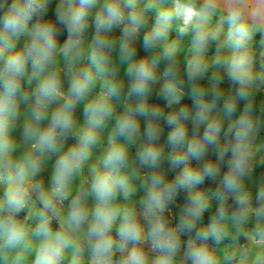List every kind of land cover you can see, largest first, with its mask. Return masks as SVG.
I'll use <instances>...</instances> for the list:
<instances>
[{
	"label": "clouds",
	"instance_id": "9594fccd",
	"mask_svg": "<svg viewBox=\"0 0 264 264\" xmlns=\"http://www.w3.org/2000/svg\"><path fill=\"white\" fill-rule=\"evenodd\" d=\"M222 3L226 15L221 23L228 27L221 41L212 19ZM51 4L0 0V264H29L33 254L31 264H222L235 253L221 257L209 241L219 245L230 235L234 241L258 238L261 245L255 252L241 247L238 264H264V185L255 207L246 188L260 124L254 93L264 86V62L254 70L249 42L257 25L264 24V0H58L54 20L46 19ZM150 10L156 12L155 22L143 35V48L151 56L137 59L136 40ZM90 18L94 35L86 41ZM174 23L178 38L169 40ZM57 25L67 32L62 45ZM118 27L117 41L111 33ZM189 33L191 55L181 72L179 37ZM21 37L25 40L18 49ZM213 43L222 51L209 58ZM162 62L166 66L158 76ZM125 65L127 84L119 75ZM210 67L223 71L234 90H221L219 74L203 85ZM158 80L163 81L158 95L168 106L180 104L187 86L194 114L186 105L165 114L149 103ZM97 82L100 90L90 97ZM239 101L245 105L236 116ZM81 102L85 119L78 125L74 113ZM117 102L123 106L120 112ZM21 105L26 106L23 113ZM22 115L25 150L17 157L12 133ZM161 119L171 128L167 153L159 142ZM225 120L230 140L222 144ZM109 121L114 125L102 146L100 133ZM69 138L75 143L65 149ZM96 148L101 154L85 177ZM209 149L215 160L205 159ZM53 157L46 185L41 174ZM165 161L181 169L173 179L162 167ZM218 177L211 197L197 190L206 178ZM137 181L143 193L140 212L131 204ZM181 191L186 201L173 225L169 205ZM212 198L218 207L205 225L202 214ZM229 198L235 205L231 211ZM250 221L252 231L247 230Z\"/></svg>",
	"mask_w": 264,
	"mask_h": 264
},
{
	"label": "rangeland",
	"instance_id": "374dc122",
	"mask_svg": "<svg viewBox=\"0 0 264 264\" xmlns=\"http://www.w3.org/2000/svg\"><path fill=\"white\" fill-rule=\"evenodd\" d=\"M57 2H58V0H52V4L49 7V11L47 13L46 19H53V20L55 19L54 9H55V6H56ZM143 2H147V0H143ZM94 14H95V10H93V17H94ZM146 16H147V25L144 28L141 29L140 34H139V36H138V38L136 40V44H135L136 52H137V59L143 58L145 56H149V57L151 56V52H147L143 48V35L146 33V31H148V29L155 22V16H156L155 10H150L149 12H147ZM222 18H223V16H221L217 12L216 15L212 19L213 27L219 28L221 30V41L223 40V36L226 33L227 27H228L226 22L221 23V19ZM176 23H178V22H176ZM121 34H122L121 33V28H119V27L118 28H114L112 30V33H111L112 38L117 39V41L119 40ZM92 35H94V26H93V20L90 18V20H89V28L87 29V31L85 33L86 41H90ZM176 38H178V33L176 32L175 23H174L173 29L169 33L168 39L172 40V39H176ZM179 39H180V51L178 53L177 59H178L179 64H180L181 72H183L184 69H185V65H186V59L190 58V55H191L190 52H189L190 41H191V33H189L188 35H185L183 37H179ZM24 40H25V38L21 37L20 42L17 44V48L18 49L20 47H22V45L24 43ZM249 46L252 49L253 54H254V59H255L254 70L259 71L260 70V64L262 62H264V61L261 60L262 55H264V38H259V37L256 38L253 35L252 39L249 42ZM218 51H222V49H218L217 45L215 43L211 44L210 48H209V52H208L209 58H211L213 56V54H215ZM116 57H118V45H117L116 50L113 52V58L115 59ZM61 66H63V65H61ZM165 66H166L165 63H163V62L160 64L159 68L157 69V75L158 76L162 73V71L165 68ZM125 68H126V65L125 66H121L119 75L125 80V83L127 84V78L124 77ZM213 74H219V75L222 76V78L225 77V74H224L223 71H220L219 73H216V70L214 68L210 67L209 70H208V73L206 74L205 78L201 81V83L203 85L207 86L208 80L211 77V75H213ZM62 79L64 80V90L66 91L67 90L68 81H67L66 78L63 77V74H62ZM162 84H163V81L162 80H158V82L155 83L154 86H156L157 88L161 89ZM233 87L234 86L230 85L226 78L222 79V82L220 84V88H221L222 91L225 92V94H228L230 91H233L234 90ZM99 90H100V85H99V82H97V85L93 89L92 93L90 94V97L96 95L99 92ZM187 93H188V87L186 86L185 87V95L183 97H188L189 98ZM254 95H255L254 112H255L256 118L259 120L260 124H259V128L257 130L256 136H255V138H254V140L252 142V149H253V157H252V161H251L252 168H253V166L255 164H264V86H262L259 89V91L255 92ZM165 102L167 104L166 100H165ZM151 104H154V103H151ZM244 105H245V101H239L238 102V109H237V113L235 114L236 116H238L239 113L243 110ZM25 107H26L25 105H21L22 113H23ZM53 107H55V106H53ZM83 107H84V102H81V104H79L77 106V108L75 110V113H74L78 125H83V123H84V119L85 118H84V114H83ZM115 107H116V111L117 112L122 111V107H123L122 103L117 102L115 104ZM23 120H24V117L22 115L20 117V119L17 121L16 128H15V130L12 133L14 139L16 140V142L18 144V149L14 153V156H17V157L25 150V145H24V142L22 140ZM140 123H141V131H143V128H144V125H145V121H144L143 118H140ZM159 123L160 124H166L163 119H161ZM223 124H225V126L227 128L228 121L225 120L223 122ZM113 125H114V121H109L107 128L102 130V132L100 133L102 146H106L107 145L108 133L110 132V130L113 127ZM186 126H192L190 120L186 122ZM201 127H203V126H201ZM162 129H163V133L161 135V138H160L159 142L162 143V144H165V152L167 153L168 151L171 150L166 145V138H167V135H168L169 132L167 130H165L163 127H162ZM73 143H75V140L72 139V138H69L66 141L65 149L68 146L72 145ZM130 151L134 155L135 147H133ZM100 154H101V149L100 148L94 149L93 158H91L89 160L88 164L85 165V169H84L85 177H87V175H88V172H87L88 167L90 165L95 164L97 162L95 157L100 155ZM209 158L215 160L216 157H215V152L214 151L209 150V152H208L207 156L205 157V159H209ZM54 161H55V157H53L51 160H49L47 162V166L45 168V171L41 174L42 178L44 180V183L46 185H49L51 172H52V165L54 164ZM193 163H196V162L192 161L191 164H193ZM162 167L166 171L167 178L169 179L170 176L173 173V169H171L169 167V164H168L167 161H165V163L162 165ZM146 171H147L146 169H141L142 174L146 173ZM225 171H226V169L222 166L221 167V175H223V173ZM218 180H219V177L217 178L216 181H214V180H212V181H214L217 184ZM135 184L137 186V191L135 192V194L131 198V204L134 205L137 208L138 212H140L141 209L139 207V200H140V198H141L143 193H142V190H139V188H138L139 182L137 181V182H135ZM261 185H264V181L259 180L257 173L255 171H253V169H252V172L250 173L249 177L246 180V188L252 195V201L256 200L255 199L256 198V193H257V191H258V189H259V187ZM0 192H2V189H0ZM205 193L207 195H209L210 197L212 196V193H209V192H205ZM210 204H211V207L208 210H206L205 212L211 211L214 207H216L218 205L214 198H212L210 200ZM182 206L183 205L177 204L176 201H175V203L169 205V210L170 211L168 213V216L169 215L172 216V220H171L170 216H169V219L173 223V225L175 223H178V216H179V213H180V208ZM25 214H26L25 212H22L21 213V218ZM53 225L57 226L55 221H53ZM117 226H118V222H117ZM253 228H254V224L250 221L247 230L252 231ZM113 233L115 234V226H114V229H113ZM241 238H243V242L241 241ZM187 239H188L187 235L182 237V245L184 243H186ZM244 246L250 247L253 252L257 251L261 247L258 238H257V241H249V240H246L243 236H241V237L237 238L234 241L232 239L231 235H230L229 237L225 238L219 245H215L214 248L217 249V253L221 257H223L225 254L232 255L233 253H235V257L233 258L232 261H222V264H238L239 255H240L239 249L241 247H244ZM149 255H150V258H155L156 254L155 253H149ZM34 258H35L34 254L29 257V264H31V261ZM64 264H67V260H65Z\"/></svg>",
	"mask_w": 264,
	"mask_h": 264
},
{
	"label": "trees",
	"instance_id": "16d2710c",
	"mask_svg": "<svg viewBox=\"0 0 264 264\" xmlns=\"http://www.w3.org/2000/svg\"><path fill=\"white\" fill-rule=\"evenodd\" d=\"M9 2H10V0H9ZM0 14H2V13H0ZM57 27L61 28V31H60V33L58 35V43L59 44H63L64 41L67 38V32L61 26L57 25ZM257 37H259V36H257ZM152 89H153V91H152V94L149 97V103H154V104L159 105L162 108V110L165 112V114H167L169 112H172V111H176L180 107L185 106V105L188 106L190 111L194 114L195 108L193 107V102H192V100L190 98L182 97L181 101H180V104L168 106L166 104V102H165V99L162 96L158 95L160 89L157 88L154 85L152 86ZM160 125L165 130H167L168 132L171 131V128L168 125H166V124H160ZM186 128H187V131H188V136H189V138H191V136L193 135V131H194L193 127L192 126H186ZM226 129L227 128H226L225 124H223V128H222V131H221V142H222V144H223V142H226V141L230 140V137H226L225 136V130ZM199 134L203 135V127L200 128ZM209 150L213 151L212 149H209ZM192 166L193 167H198L199 165L197 163H193ZM180 170H181L180 168L173 169V173H172V175L170 176L169 179H173L174 176ZM253 170L258 174V179L261 180V181H264V164H255L253 166ZM216 187H217V184L214 181H212L210 178H206L202 184L197 186V190H201V191H204V192L212 193L215 190ZM186 195L187 194L185 192H183V191L179 192L178 197L176 199L177 204L183 205L185 203V201H186ZM252 204H253V207L257 206L256 205V200L252 201ZM227 206H228L230 211L235 207V205H234V203H233L231 198H229V200L227 202ZM217 207H218V205L216 207H214L211 211L204 212L202 214L201 223H203L205 225L208 224L210 222L211 217L215 214V211H216ZM57 227L58 226L53 225L54 229H56ZM113 235H115V234L113 233ZM209 243L213 247L216 245L213 241H209ZM115 258L116 259L118 258L117 254H116Z\"/></svg>",
	"mask_w": 264,
	"mask_h": 264
},
{
	"label": "crops",
	"instance_id": "0c3cea01",
	"mask_svg": "<svg viewBox=\"0 0 264 264\" xmlns=\"http://www.w3.org/2000/svg\"><path fill=\"white\" fill-rule=\"evenodd\" d=\"M221 16H225L226 15V12H225V8H224V5L223 3L221 4V7L220 9L217 11ZM257 32V33H256ZM255 37L259 36V38H264V24H258L257 25V29L256 31L254 32L253 34ZM253 169V168H252ZM254 171V170H253ZM258 175V174H257ZM170 216V215H169ZM171 217V220H172V216ZM241 241L243 242V238H241ZM151 253V252H150ZM118 255V258L119 259V253H117Z\"/></svg>",
	"mask_w": 264,
	"mask_h": 264
},
{
	"label": "built area",
	"instance_id": "2783aa9c",
	"mask_svg": "<svg viewBox=\"0 0 264 264\" xmlns=\"http://www.w3.org/2000/svg\"><path fill=\"white\" fill-rule=\"evenodd\" d=\"M170 211V210H169Z\"/></svg>",
	"mask_w": 264,
	"mask_h": 264
}]
</instances>
